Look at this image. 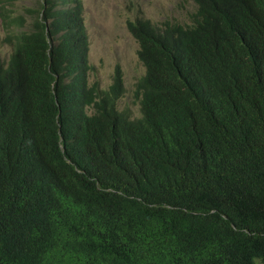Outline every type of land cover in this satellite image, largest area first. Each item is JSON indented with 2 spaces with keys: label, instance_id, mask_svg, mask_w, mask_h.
I'll return each instance as SVG.
<instances>
[{
  "label": "trees",
  "instance_id": "trees-1",
  "mask_svg": "<svg viewBox=\"0 0 264 264\" xmlns=\"http://www.w3.org/2000/svg\"><path fill=\"white\" fill-rule=\"evenodd\" d=\"M16 1L0 0V264H264V0L127 19L139 117L117 107L119 64L89 82L83 0Z\"/></svg>",
  "mask_w": 264,
  "mask_h": 264
},
{
  "label": "rangeland",
  "instance_id": "rangeland-1",
  "mask_svg": "<svg viewBox=\"0 0 264 264\" xmlns=\"http://www.w3.org/2000/svg\"><path fill=\"white\" fill-rule=\"evenodd\" d=\"M38 0H17L14 10L24 14L25 7H36ZM191 0H83V15L90 42L89 61L96 67L89 81L98 80L101 88L112 82L116 64L123 73L125 92L117 101L119 109L127 108L132 117L140 116V104L135 97L134 85L145 68L138 58V43L126 28L127 19L142 14L160 23L180 21L189 23L194 10ZM27 24L31 18L26 15ZM6 33L0 20V56L7 58L11 46L4 41Z\"/></svg>",
  "mask_w": 264,
  "mask_h": 264
},
{
  "label": "clouds",
  "instance_id": "clouds-1",
  "mask_svg": "<svg viewBox=\"0 0 264 264\" xmlns=\"http://www.w3.org/2000/svg\"><path fill=\"white\" fill-rule=\"evenodd\" d=\"M83 18H84V15H83ZM84 24H85V20H84ZM86 26V25H85ZM129 32V31H128ZM130 33V32H129ZM135 39V38H134ZM89 49H90V42H89ZM8 58V57H7ZM6 58V60H7ZM90 82V81H89Z\"/></svg>",
  "mask_w": 264,
  "mask_h": 264
}]
</instances>
